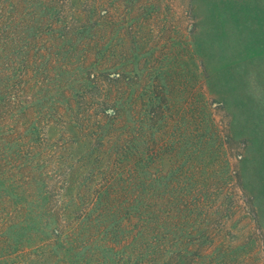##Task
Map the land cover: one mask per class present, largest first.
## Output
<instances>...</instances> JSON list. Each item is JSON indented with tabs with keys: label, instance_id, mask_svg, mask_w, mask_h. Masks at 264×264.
Instances as JSON below:
<instances>
[{
	"label": "rangeland",
	"instance_id": "obj_1",
	"mask_svg": "<svg viewBox=\"0 0 264 264\" xmlns=\"http://www.w3.org/2000/svg\"><path fill=\"white\" fill-rule=\"evenodd\" d=\"M0 264H264V0H0Z\"/></svg>",
	"mask_w": 264,
	"mask_h": 264
}]
</instances>
